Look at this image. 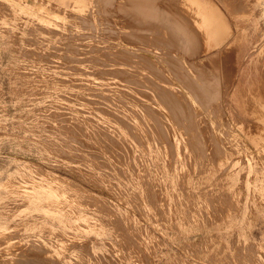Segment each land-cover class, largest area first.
<instances>
[{
	"label": "rangeland",
	"instance_id": "1",
	"mask_svg": "<svg viewBox=\"0 0 264 264\" xmlns=\"http://www.w3.org/2000/svg\"><path fill=\"white\" fill-rule=\"evenodd\" d=\"M39 1L0 0V264H262L264 245L250 243L263 242L264 215L242 213L246 172L239 204L226 203L225 157L207 158L232 152L244 165L250 154L263 168L264 129L248 142L222 122L225 87L209 72L203 87L181 62L143 60L140 72L138 54H152L140 49L166 39L131 34L132 1L124 12L122 0H84L67 14L52 2L50 15ZM241 26L254 40L251 22ZM241 50L221 63L233 121L254 132L264 58Z\"/></svg>",
	"mask_w": 264,
	"mask_h": 264
},
{
	"label": "crops",
	"instance_id": "2",
	"mask_svg": "<svg viewBox=\"0 0 264 264\" xmlns=\"http://www.w3.org/2000/svg\"><path fill=\"white\" fill-rule=\"evenodd\" d=\"M85 1L88 2L87 4H90L94 0ZM122 1L124 12L127 11L126 5H128L130 1H132L130 3V10L133 12L134 10L139 12L138 17L139 21H141L139 22V24H137V26L140 32L148 29V25L146 23H143V18L150 17L149 21H152L151 24H149V26H151L149 28L152 32L151 36H164V38L166 39L162 43L164 47H158L155 50H149L145 48L140 49L143 52L152 51V54L149 58L138 54L140 72L143 71V60H148L150 62H181L182 64L188 65L189 68H191L192 71L197 75H200L203 72H209L212 78H216V80L219 81V84L221 81V87H225V91H223L221 98V113H224V111L226 113L227 108L228 113H230L229 115L231 117V121L222 120V122L224 124H230L231 126L232 122H234L248 142L253 139V137L259 132L261 128L264 129V96H261L258 91L254 92V98L255 100L258 99L260 104V106L258 104V108L260 109V111L258 113H255V116H253V121L256 124L255 131H250L251 128L247 125L248 122L245 120L233 121L235 120L233 118L235 114L231 112L232 108L228 103H230V101L232 100H236L234 93L235 91H232V89L229 87V76H227V73L224 71L221 63V56L225 54L227 50H234L233 53L235 55H240L239 53H241V49H243V57H249L252 61L253 55L256 54L255 50L257 49L258 52L256 55L259 56V58H264V0H257L254 4V7H250L245 2L242 3L238 0H219L225 8L227 14L223 12L221 8H219L217 3H215L213 0ZM190 1L192 3H190ZM52 2H55L57 4L59 8L58 12H60V14H62V12H66L67 14L75 8H82L84 0H46V3H44V0H40L38 3H35L33 7L41 13L50 15L53 12H51L48 7L51 6ZM25 3L26 5H28L27 2ZM194 4L197 5L194 6ZM114 6L115 3H113V7ZM109 8L110 7L107 8V11L109 10ZM197 10L200 11L204 16L208 17L210 15H215V17H218L221 22L223 21V23L226 24L225 26L231 29L230 31L232 33L230 34V36L224 38L220 45L211 47V44L213 42H211V39L209 37L210 22L208 21L209 23L207 25L201 23V18L199 19L200 16L197 17V15H195ZM22 11L23 10L15 6L14 3V12L19 14ZM142 12L145 13L144 16ZM145 20L147 21L148 19ZM241 20H244L242 22H251L253 31L254 33H256V36L253 38L254 40L250 39L249 34L241 26ZM160 27L169 29L170 31L168 30L167 33L159 34ZM167 45L172 48L170 53L164 52V49ZM202 48H206V52L199 55V52ZM251 49L255 50L252 51ZM219 54H221V56ZM210 61L215 65L214 70H209L206 67L207 62ZM170 65L174 66L173 63H171ZM173 77H175L174 74L172 75V78ZM170 89L172 90V92H179L180 88L178 87V85L177 88H175V84H172ZM210 89L208 87L204 89L208 97H210ZM248 90L250 92L253 91V89L251 88H249ZM175 124L176 122L174 118H171L172 130L175 128ZM183 128L184 126H182V129ZM233 131L235 130L233 129ZM236 135L239 137V139L244 141L237 134V132ZM255 149L262 152L263 147L260 146ZM232 154V152H213V155L207 158L209 161H214L219 156L225 157L223 159L220 157L219 162L221 163V161H225V164H220L222 168V176H220L219 178H223L222 181L229 182L225 187L226 189L231 190V192H227V194L231 197L227 198L228 196H226V198L228 199L226 200V203L231 201L237 202L238 197L242 196V192L239 193L235 188L238 185V181H240V172L245 171V187L247 192L242 213L246 215L251 212L248 206L253 205L257 212L263 213L264 215V167L257 169V166H259V162L250 154L245 155V164L241 165V162H239L238 159L230 156ZM236 192H238V195H236ZM233 193H235L234 196H232ZM237 204L239 203L237 202ZM250 245L254 249H261V247L264 245V239L262 243L257 244V247L254 245V243H250ZM261 260L262 264H264V256L261 258Z\"/></svg>",
	"mask_w": 264,
	"mask_h": 264
},
{
	"label": "bare ground",
	"instance_id": "3",
	"mask_svg": "<svg viewBox=\"0 0 264 264\" xmlns=\"http://www.w3.org/2000/svg\"><path fill=\"white\" fill-rule=\"evenodd\" d=\"M257 1V0H256ZM190 3H192L191 1H190ZM191 5V4H190ZM197 4H194V6H196ZM196 9V8H195ZM198 9V8H197ZM198 12H200V11H196V14L195 15H197V17L198 16H200L199 17V19L201 20V23H204V25L206 24H208L209 22H210V30H209V36H210V38H211V42H213V44H211V47H216V46H218V45H220V43L224 40V38H227L228 36H230V34L232 33L230 30L231 29H229V27H227V26H225L226 24H224L223 23V21L221 22L220 21V19L218 18V17H215V15H210V16H204L203 14H201V12L200 13H198ZM204 12V11H203ZM143 13V16H144V12H142ZM206 15V14H205ZM146 16V15H145ZM203 17V18H202ZM149 18L150 17H146V18H143V23H146L147 25H148V29L147 30H145V31H137L136 29V27H134L133 29L135 30V31H132L131 32V34L132 35H143V34H149V33H151V29L149 28V27H151V26H149V24H151V22L149 21ZM145 19H148L147 21L145 20ZM136 22H140V21H138L139 20V17H137L136 19ZM209 21V22H208ZM215 43V44H214ZM235 45V44H234ZM228 48V47H227ZM202 52H206V48L204 49V50H202ZM222 53H223V50H222ZM220 56H221V54H219ZM153 58V57H152ZM160 59V58H159ZM161 62V61H160ZM157 63H158V61H157ZM183 66H184V70H185V72H186V74H188V75H193L191 72V70L188 68V65H186V64H183ZM204 73H202V74H200V75H196V74H194V77L192 78L193 80L192 81H194L195 82V84L197 85V86H205V83H207L208 81H210V80H207V77L209 76L210 78H212L211 77V75L209 74L208 75V73H205L204 75H203ZM206 75H208L207 77H206ZM203 76L205 77V79L203 78ZM190 77V76H189ZM191 78V77H190ZM215 82V83H214ZM213 83L214 84H216V85H213V86H211L212 88H218V85H219V81H217L216 79L213 81ZM218 84V85H217ZM220 84H221V81H220ZM205 89V88H204ZM190 95V94H189ZM208 100V99H207ZM195 106V109H199L196 105H194ZM200 111V110H199Z\"/></svg>",
	"mask_w": 264,
	"mask_h": 264
}]
</instances>
